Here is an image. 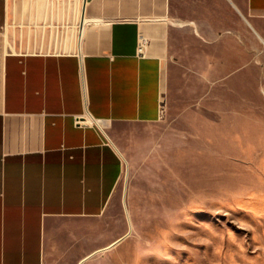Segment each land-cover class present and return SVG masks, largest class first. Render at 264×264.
<instances>
[{
  "label": "crops",
  "instance_id": "obj_1",
  "mask_svg": "<svg viewBox=\"0 0 264 264\" xmlns=\"http://www.w3.org/2000/svg\"><path fill=\"white\" fill-rule=\"evenodd\" d=\"M83 16L73 51L0 31V264L113 262L119 240L87 254L81 223L119 198L125 125L165 122L209 150V126L263 115L264 0H85Z\"/></svg>",
  "mask_w": 264,
  "mask_h": 264
},
{
  "label": "rangeland",
  "instance_id": "obj_2",
  "mask_svg": "<svg viewBox=\"0 0 264 264\" xmlns=\"http://www.w3.org/2000/svg\"><path fill=\"white\" fill-rule=\"evenodd\" d=\"M82 9L83 0H3L0 31L17 50L73 51ZM262 114L235 129L228 119L209 126V150L165 122L125 125L119 198L100 220L81 223L87 254L119 240L113 262L103 250L96 264H264Z\"/></svg>",
  "mask_w": 264,
  "mask_h": 264
},
{
  "label": "built area",
  "instance_id": "obj_3",
  "mask_svg": "<svg viewBox=\"0 0 264 264\" xmlns=\"http://www.w3.org/2000/svg\"><path fill=\"white\" fill-rule=\"evenodd\" d=\"M138 52H139V54H143V52H144V42L143 41H140V43L138 45ZM262 91H263V95H264V89ZM85 121H86V118H84V117H81V116L76 117V123L78 125L85 123ZM98 125H99L100 129L102 131H104L105 126L108 125V121L107 120L100 121V122H98Z\"/></svg>",
  "mask_w": 264,
  "mask_h": 264
},
{
  "label": "bare ground",
  "instance_id": "obj_4",
  "mask_svg": "<svg viewBox=\"0 0 264 264\" xmlns=\"http://www.w3.org/2000/svg\"><path fill=\"white\" fill-rule=\"evenodd\" d=\"M84 5H85V0H83V8H84ZM9 7V6H8ZM12 11H14L15 7L14 5H12L11 7ZM78 20V19H77ZM83 22H84V16H83V9H82V15H81V26L83 25ZM79 27V26H78ZM80 28V27H79ZM82 30V29H81ZM80 30V31H81ZM262 41L264 42V37H262Z\"/></svg>",
  "mask_w": 264,
  "mask_h": 264
}]
</instances>
